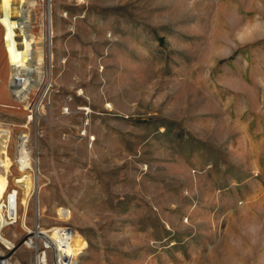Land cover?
Wrapping results in <instances>:
<instances>
[{"label":"rangeland","instance_id":"obj_1","mask_svg":"<svg viewBox=\"0 0 264 264\" xmlns=\"http://www.w3.org/2000/svg\"><path fill=\"white\" fill-rule=\"evenodd\" d=\"M0 16L12 264H54L22 242L53 228L83 239L72 264H264V0H0Z\"/></svg>","mask_w":264,"mask_h":264},{"label":"bare ground","instance_id":"obj_2","mask_svg":"<svg viewBox=\"0 0 264 264\" xmlns=\"http://www.w3.org/2000/svg\"><path fill=\"white\" fill-rule=\"evenodd\" d=\"M0 20L2 21L1 16H0ZM6 21H8V20H6ZM12 31H13V27L8 26L6 24L5 25V38L7 40V44L10 48V57H11V61H12L13 66H14L13 70H15L17 77H19V75H21V74H20V72L17 71V69H18V67L22 68L21 64L19 65L20 62L17 59L18 52L16 49H18L19 47L16 48V46L19 43H14L12 41V39H11ZM27 40H28V38L25 39V41H27ZM21 41H24V38ZM29 41H28V43L23 44L25 50H24V53H22V55H24L25 58H28V55H29V50H28ZM14 60H17V61H14ZM27 142H28L27 135L22 134L19 137V141L17 144L18 150H17V156H16L17 163L20 166L19 168L21 170L31 169L30 149L27 146L28 145ZM1 162H2V166L6 167L5 160H1ZM23 179H24V183H23L24 184V202L26 203V200H27V197L29 195V192L31 190L32 185L30 184L28 175H25ZM6 191H7V179L0 176V241L5 243V246H7V249L9 250V252L6 255H3V256L0 255V264H12L10 255L16 248L15 243L6 242L5 239L2 237V234H1L2 228L5 225H7L9 223V221L14 222L16 220L17 195L13 191L11 194L8 195L7 202L3 203L2 199H3L4 195L6 194ZM58 231H59V229L53 228L50 231L52 233L49 234L47 231L41 230V229L36 230V231L29 230L27 235L25 236V238L22 239V242L27 247L36 248V246H37L36 240L38 238H42V239L46 240V242L50 246L49 248H51V250L54 252V254H53L54 255L53 256L54 257V264H72V262L75 263L77 261L76 259H77L79 252H80V249L83 248L82 247L83 242H84V241H82L83 239L81 240L80 236H78L77 233L75 234L73 232L74 235H72L73 234L72 230H69V229H63V230H61V232L60 231L58 232ZM46 256H47L46 252L43 251L42 257L40 256V258H39L40 264H47L48 263Z\"/></svg>","mask_w":264,"mask_h":264},{"label":"water","instance_id":"obj_3","mask_svg":"<svg viewBox=\"0 0 264 264\" xmlns=\"http://www.w3.org/2000/svg\"><path fill=\"white\" fill-rule=\"evenodd\" d=\"M13 79L16 81V83L20 82V79L18 77H14Z\"/></svg>","mask_w":264,"mask_h":264}]
</instances>
